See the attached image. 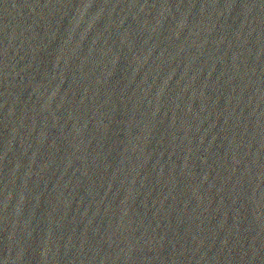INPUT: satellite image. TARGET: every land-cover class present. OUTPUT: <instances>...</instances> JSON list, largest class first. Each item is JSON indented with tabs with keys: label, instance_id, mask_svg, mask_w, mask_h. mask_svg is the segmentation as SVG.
<instances>
[{
	"label": "water",
	"instance_id": "obj_1",
	"mask_svg": "<svg viewBox=\"0 0 264 264\" xmlns=\"http://www.w3.org/2000/svg\"><path fill=\"white\" fill-rule=\"evenodd\" d=\"M0 264H264V0H0Z\"/></svg>",
	"mask_w": 264,
	"mask_h": 264
}]
</instances>
